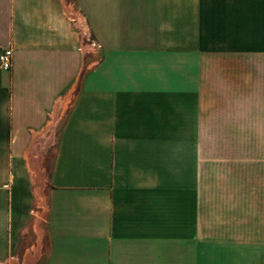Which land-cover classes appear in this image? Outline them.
I'll use <instances>...</instances> for the list:
<instances>
[{"label": "crops", "instance_id": "crops-1", "mask_svg": "<svg viewBox=\"0 0 264 264\" xmlns=\"http://www.w3.org/2000/svg\"><path fill=\"white\" fill-rule=\"evenodd\" d=\"M251 1L0 0V264H264Z\"/></svg>", "mask_w": 264, "mask_h": 264}, {"label": "rangeland", "instance_id": "rangeland-1", "mask_svg": "<svg viewBox=\"0 0 264 264\" xmlns=\"http://www.w3.org/2000/svg\"><path fill=\"white\" fill-rule=\"evenodd\" d=\"M240 1H241L240 6L237 5V7H236V5H235V10L236 11L240 10L242 13L244 11L249 12V8H250L249 5L243 4L244 1L248 2V0H240ZM251 2H253V4L250 5L251 6V12H254V9H255V12L258 13L257 20L255 22L257 30H254L253 28L251 29V35L253 37L242 36L240 38H241L242 42L246 38L247 41L251 40V42H258V45H261L262 43H264V20L261 19L263 17H262V15H260V13H262V14L264 13V0H255V1L252 0ZM96 7H97L96 16H95L94 24H92V27H93L92 29H95V33H97L96 38H94L92 35L88 21L84 18L80 19V21L82 22L81 23L82 24L81 30L87 32V34H89V36H90L89 41L86 40L85 46H84V51H86L87 55H88L89 51H94V50H97L98 55H100L99 52H102L103 47L105 45L110 46L114 41L113 39H115L110 35V33L112 34L116 31L117 32L119 31L120 34H118V37H116V40L117 39H128L129 30H128L126 25H129V26L131 25L133 28L135 27L134 25H136V22H133V21L116 20L115 12H113L111 14V16H113V20H106V10H105L106 6L105 5H98ZM123 7H124L123 10H121L122 12L127 13L130 11V10H128V9H130L129 6H123ZM109 8H112V7L110 6ZM224 10H225V12H232L234 10V5L226 3L224 5ZM229 32H232V31H229ZM233 40H236V38L234 37ZM231 41H232V39L230 40V42ZM40 157H41V155L38 156L39 161H40ZM40 162L37 165V169L40 172V177L42 180L41 172H44L43 171L44 169H43V166L40 164ZM43 178H45V177L43 176Z\"/></svg>", "mask_w": 264, "mask_h": 264}, {"label": "built area", "instance_id": "built-area-1", "mask_svg": "<svg viewBox=\"0 0 264 264\" xmlns=\"http://www.w3.org/2000/svg\"><path fill=\"white\" fill-rule=\"evenodd\" d=\"M83 31V30H82ZM89 34L87 32H82V45L85 46L86 40L89 41ZM13 60H14V50L13 49H7L4 50L0 56V64L3 70L9 71L13 67Z\"/></svg>", "mask_w": 264, "mask_h": 264}]
</instances>
